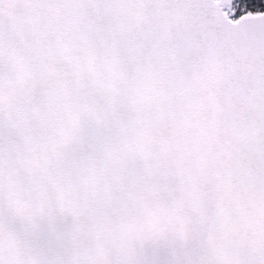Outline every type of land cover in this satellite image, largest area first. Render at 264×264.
<instances>
[{"label":"snow or ice","instance_id":"1","mask_svg":"<svg viewBox=\"0 0 264 264\" xmlns=\"http://www.w3.org/2000/svg\"><path fill=\"white\" fill-rule=\"evenodd\" d=\"M0 264H264V0H0Z\"/></svg>","mask_w":264,"mask_h":264}]
</instances>
